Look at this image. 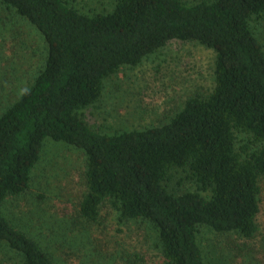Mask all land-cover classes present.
<instances>
[{
    "label": "trees",
    "instance_id": "obj_1",
    "mask_svg": "<svg viewBox=\"0 0 264 264\" xmlns=\"http://www.w3.org/2000/svg\"><path fill=\"white\" fill-rule=\"evenodd\" d=\"M46 45L43 68L0 115V241L22 264H56L1 212L30 187L46 140L80 150L86 194L80 214L95 223L105 204L120 222H148L165 264H204L200 228L251 239L257 232L264 177V52L251 25L264 0H116L109 13L87 16L70 0H0ZM214 53L213 88L189 98L161 127L101 134L83 111L102 97L105 81L138 67L169 42ZM236 135H245L240 146ZM173 170L196 188H165Z\"/></svg>",
    "mask_w": 264,
    "mask_h": 264
},
{
    "label": "rangeland",
    "instance_id": "obj_2",
    "mask_svg": "<svg viewBox=\"0 0 264 264\" xmlns=\"http://www.w3.org/2000/svg\"><path fill=\"white\" fill-rule=\"evenodd\" d=\"M187 6L200 1L181 0ZM116 0H70L87 16L112 11ZM264 52V19L251 25ZM39 33L13 11L0 5V115L29 87L46 59ZM215 55L196 43L169 42L138 67H124L104 83L101 100L83 111L96 132L161 127L189 98L213 88ZM243 146L245 135H236ZM86 162L82 151L46 140L33 169L29 190L9 198L1 212L9 223L33 239L56 264H165L154 228L146 221H119L105 204L97 222L80 214L86 194ZM165 188L176 195L195 191L188 173L173 170ZM257 232L251 239L215 233L202 227L197 241L204 264H264V177L259 181ZM0 264H22L21 257L0 241Z\"/></svg>",
    "mask_w": 264,
    "mask_h": 264
}]
</instances>
